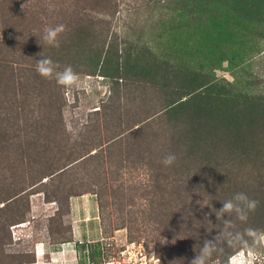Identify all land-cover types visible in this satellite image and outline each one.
<instances>
[{
	"label": "rangeland",
	"instance_id": "obj_1",
	"mask_svg": "<svg viewBox=\"0 0 264 264\" xmlns=\"http://www.w3.org/2000/svg\"><path fill=\"white\" fill-rule=\"evenodd\" d=\"M44 7L53 17L43 15L38 20L27 14L20 19L15 18L16 15L11 18L13 9L21 13L28 10L41 13ZM0 18L14 25V31H23L29 40L34 34L38 41L19 38L23 49H27L28 44L37 49L51 48L55 51L53 61L59 65L57 71L70 65L80 76L77 85L63 87L65 105L61 107V116H51L59 117L55 123L51 118L43 122L44 116L37 112L32 120L21 116L19 126L24 129L19 135L23 137L0 139V145L7 146L0 156L4 160L0 164V199L20 187L26 188L41 174L71 161L78 154L93 153L82 163L84 166L66 171L61 182L55 179L41 185L39 181L28 187L24 191L25 199L19 202L22 207L14 202L8 204L2 216L10 215L17 207L25 216L24 221L20 219L22 222H11L15 224L10 226L11 235L3 246L5 258L29 260L37 242L51 244L71 238L70 226L74 220L70 215V200L62 196L47 201L45 194H56L63 184L68 188L75 176H79V181L83 177L82 182L87 183L88 188H79L81 194L70 198L96 200L93 211L87 206L75 218L82 228L79 241L89 243L81 251H87L88 256L82 258L91 264H105L108 259L121 260L126 256L124 252L130 249L141 251L142 260L147 264H190L194 257L186 258L182 254L190 240L177 231L184 225L177 219L200 217L201 223L195 224L199 232L192 233V237H198H194L198 242L192 245L195 256L205 239L212 240L206 237V229L213 230L214 235L223 229V220L207 221L211 212L215 213L219 210L218 203L222 205L238 192L259 201L256 211L249 213L247 222L239 221L234 215L224 219L233 220L234 230L242 231L247 227L264 230V157L249 162L253 154L234 151L238 143L233 137L234 131L210 125V120L219 119L217 115L208 109L193 110L196 105L207 103L206 97L201 96L208 91L230 94L239 106L255 102L258 107L260 100L264 101V2L0 0ZM56 20L66 25L59 48L43 40L46 27L61 24ZM11 34L9 32L7 41H2L6 43L0 45L2 54L6 52L8 56L14 49H21L16 43V48L7 50L6 46L13 42ZM185 98L187 102L191 98L196 100L187 105L190 109L183 107L167 113L163 121H169L170 125L163 133L181 134L183 125L188 124L186 117L191 114V120L200 125L196 129L202 134L208 132L216 140L212 135L223 139L227 133L232 152L223 153L214 165L202 171L198 180L180 184L181 189L176 190L172 201L169 195L172 187L158 180L157 171L133 162L134 153L127 157V141L121 144V154L116 152L110 157L105 148L107 140L113 136H127L138 120L162 116L169 103ZM96 109L98 112H94ZM187 111L190 114L186 116ZM258 111L264 114L261 108ZM42 124L52 129L47 133ZM205 125L212 128L205 129ZM261 133L264 135V129ZM20 139L23 145L26 141L23 148L17 142ZM261 154L264 155V150ZM8 159L9 162H5ZM19 159H23L22 162ZM46 179L48 177L42 180ZM161 189L167 195L158 202L169 200L167 206L151 201L159 198ZM213 198L217 202L216 206H211H215L211 211L209 204ZM3 204L0 202V206ZM224 247L230 248V256L239 251ZM258 251L261 254L258 264H264V247ZM217 253L220 252L213 254L209 264H228L230 256L227 260L220 259L215 257Z\"/></svg>",
	"mask_w": 264,
	"mask_h": 264
},
{
	"label": "trees",
	"instance_id": "obj_2",
	"mask_svg": "<svg viewBox=\"0 0 264 264\" xmlns=\"http://www.w3.org/2000/svg\"><path fill=\"white\" fill-rule=\"evenodd\" d=\"M255 1L260 3L264 2V0ZM40 12L41 13L37 12V10H28L26 13H21L19 9H13L10 13L12 19L15 15V18L20 19L27 14H29V16L32 18H37L38 20L40 19L39 16L43 15H48V18L53 17V15L47 12V7L41 9ZM6 17L8 18V15H6ZM59 22L62 23V20L57 21V23ZM10 24L8 25L7 20H4V22L1 21L0 18V45H4L6 43L2 41H7L8 34L10 32L12 33L10 37L13 42L6 46L7 50H10L11 47L16 48V43H19L21 49H14L13 53L10 56H8V53L5 52L4 54H2V52L0 51L1 140H7L8 136H10V138H12L13 140H17V138L23 137V135H19V131L24 129L19 126V119L21 116H26V119L32 120L38 113L41 114V116H44L42 117L43 122L51 118L55 123L56 118L59 117L52 118L51 116H54L55 114L61 116V107L65 105V89L62 86L58 85L55 79L49 80L43 78L36 71L37 60L44 58L42 56H36V54H48L45 57H49L53 60V52L55 54V51H53V49L51 50V48H48V50L37 49L36 47L34 48L29 44L27 46V49H23L22 44H20L19 42L20 37L27 41L38 40L34 39V34L29 37V40L28 36H25L26 34H24L23 31L17 29L16 31H14V25ZM35 34L37 35V33ZM31 57L33 59L35 57L37 60H32L30 59ZM201 97H206L207 103H202L199 106L196 105V107H193V110L202 111L208 109L209 111H212V113L217 115L219 119H214L212 121L210 120V125H220L223 126L227 131L235 132L233 133V137L238 143L237 148L234 151L239 152L243 150L245 152H250L251 154H253L252 157H249V162H255V160L258 159L262 160L261 158L264 157V155L261 154V151L264 150V135L261 133V131L264 129V114H258V109L260 110L261 108L262 111L260 112L264 113V101L261 99L259 102L260 106L258 107L255 106V102L253 104L244 103L242 106H239L236 104L235 97L232 98L230 94L226 96L225 94L220 92L216 93V91L212 93L208 91V93L202 94ZM195 100L196 99L193 100V98H191L190 101L187 102L185 98L183 100H180L178 103H169L162 116L158 115L157 118L152 120L150 119V117L140 119L134 123V125L137 126L130 129L129 133H127V136L121 138L117 137L116 135L107 140L106 143L107 148L105 149L109 153L108 156L111 157L116 152L120 154L123 153L121 144L123 143V141H127V145H129L125 153L127 157L134 153L136 158L133 160V162L148 165L151 167V170H155V172L157 171L156 177L158 178V180L160 179L162 181H165L166 184L164 185H169L172 187V189L169 191V195L171 196L172 201H174V195H176L177 193L176 190L181 189L180 184L190 180H198L202 175V171L214 165L215 161L218 160L223 153L232 152L231 140L228 139L227 133L225 134L223 139H221L220 136L211 134L216 140L212 139L208 132H204V134H202L199 130L196 129V127L200 125L194 124L195 120H191V114L188 111L185 113L186 116L190 114L189 117H186V121L188 124L183 125V132L181 134L165 135L163 133V131L166 130V126L170 125L169 121H166V123L163 121L165 120L164 116L168 115L167 113H172L173 111H176L183 107H185V109H190V107L187 105ZM206 104L208 107L206 106ZM27 105L28 107L27 109H25ZM98 110L99 109H96L94 110V112H98ZM59 120L61 121V117ZM205 124H207V121ZM41 126L42 129L46 128L47 133L52 129L45 124H42ZM207 127L205 125L203 128L206 129ZM211 128L212 127H209L208 129ZM17 142H20L19 144L22 148L25 147L24 145H26V141L23 145L24 141H21V139ZM235 144L236 143H233V145ZM101 145L102 144L97 146ZM116 146L119 147L117 148ZM6 147V145H0V156L1 153L6 152ZM113 147H116L117 150H114ZM156 148H159V150H155ZM23 151L26 155L27 152L25 151V149ZM169 153L175 154L177 159L173 165L165 166L162 161L163 158ZM92 154L93 153H89V151L78 154L71 161L56 166L48 173L41 174L40 177L37 178V180L31 182L26 188L20 187L19 189L11 191V193H9L7 196L0 199V202H4V204L0 206V264L31 262L34 259V253L31 259L25 261H15L14 258H5V256L7 255L4 252L3 246L7 244V241L5 240H8V237L11 235L10 226L12 224L22 222L20 219H23L25 216H23V212L20 211L18 207L17 210H15V212L13 211V213H11L10 215L6 217L2 216V212L7 206H9L8 204L10 202H14L20 205L21 199H25V197H23L25 194L24 191L30 186H35L39 181V184L41 185H47L49 182L54 181L55 179H59V181L61 182L62 175L66 173V171L68 172L72 169L75 171L79 166H84L82 165V163H86V158H88ZM19 160L22 162L23 159ZM6 161L9 162V159L5 160V162ZM2 162H4V160L0 159V164ZM185 164L187 165V168L183 167V165ZM45 177H48V179L43 181L42 179ZM74 178V183H70L68 188L65 187L64 184L61 185L57 191L58 194L56 193L57 195L55 193L53 195H50V193H46L45 196L47 198V201H55L57 199H60L62 196H66L67 200H69L70 196L81 194L78 190L79 188L83 189L84 186L85 188H88V185H86L87 183L85 184L82 182L83 177L81 181H79V176H75ZM66 190H68V193H65ZM111 194H114V192H111ZM166 195L167 193H165L163 189H161V195L159 196V198H152L151 201L154 204L160 203L164 206H167L168 204H170L169 200L158 202L159 199H162ZM216 202L217 201L213 198L211 203L209 204V207L211 208V206L215 205ZM218 204H220L219 209L222 208L221 203ZM20 206L22 207V205ZM26 206L29 209L28 203ZM215 206L211 208V211L215 210ZM190 217L191 216L184 220L176 218L178 221L184 222V225H182V227H178L177 231H179L181 235H185L190 240L189 245L186 247L184 246L182 250V254L186 258L194 257L192 245L193 243L198 242V240H193L194 237L197 236L195 235L192 237V233L195 231L197 233L199 232V229L196 230L195 224L201 223L200 217ZM215 220V213L211 212V217L208 218L207 221H218ZM14 221L16 222L11 223ZM205 233L207 234V238L210 237L211 239H213L216 236V234H213V230L210 229H206ZM219 252L220 253H217L215 257L226 259L228 258V256H230L229 253L231 251L230 248L223 247V249Z\"/></svg>",
	"mask_w": 264,
	"mask_h": 264
},
{
	"label": "clouds",
	"instance_id": "obj_3",
	"mask_svg": "<svg viewBox=\"0 0 264 264\" xmlns=\"http://www.w3.org/2000/svg\"><path fill=\"white\" fill-rule=\"evenodd\" d=\"M66 25L57 24L44 29L43 40L49 46L59 48L61 34L65 33ZM59 65L51 58L44 57L36 62V71L46 79H55L57 84L64 88H71L78 84L80 76L73 68L65 66L63 71H57ZM177 157L169 153L162 163L165 166H171L175 163ZM222 208L215 210L217 220H223V229L212 239H205L200 246L199 253H196L191 259L190 264H209L213 254L221 251L224 246H230L239 249L229 257L228 264H258L261 260V254L258 248L264 247V230L253 227L244 228L242 231L234 230L236 225L231 219H224L225 216H235L241 222H247L249 213L255 212L259 201L250 198L244 192L236 193L232 198L222 203ZM87 257L88 253L83 254L76 251L74 247L63 248L56 253L55 264H80L81 258ZM87 264V259H85ZM105 264H116L114 259H108Z\"/></svg>",
	"mask_w": 264,
	"mask_h": 264
},
{
	"label": "crops",
	"instance_id": "obj_4",
	"mask_svg": "<svg viewBox=\"0 0 264 264\" xmlns=\"http://www.w3.org/2000/svg\"><path fill=\"white\" fill-rule=\"evenodd\" d=\"M70 215L71 218H73V222L70 226V232H71V238L64 241V242H57V243H44V242H37L35 249H34V259L31 262H22V263H14V264H55L56 260V253L60 251L63 248H72L74 247L76 251L80 253L82 249H85L89 246V243L87 241L80 242L79 240H82L81 237V226L75 222V218L77 217V214L80 213L79 211L82 210V208H88L93 211V207L96 204V200L91 199H77V198H70ZM87 200V201H86ZM87 202V203H86ZM97 217L94 216L93 219L95 220ZM90 220V219H89ZM86 258V257H84ZM92 258V257H91ZM92 263V262H91ZM87 260V264H91ZM8 264V263H3ZM80 264H85V259L81 258Z\"/></svg>",
	"mask_w": 264,
	"mask_h": 264
},
{
	"label": "built area",
	"instance_id": "obj_5",
	"mask_svg": "<svg viewBox=\"0 0 264 264\" xmlns=\"http://www.w3.org/2000/svg\"><path fill=\"white\" fill-rule=\"evenodd\" d=\"M124 253H126V256L121 260H115L116 264H147L145 260H142V253L139 250L134 251L130 249L126 250Z\"/></svg>",
	"mask_w": 264,
	"mask_h": 264
}]
</instances>
